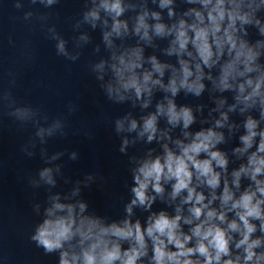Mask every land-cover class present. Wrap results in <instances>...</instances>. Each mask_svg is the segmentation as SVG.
<instances>
[{"label": "clouds", "instance_id": "clouds-1", "mask_svg": "<svg viewBox=\"0 0 264 264\" xmlns=\"http://www.w3.org/2000/svg\"><path fill=\"white\" fill-rule=\"evenodd\" d=\"M82 25L100 30L99 58L89 63L99 88L141 113L113 120L118 151L132 165L131 197L123 218L109 222L89 214L87 202L50 196L30 240L45 254L58 252V264H264V0H84L73 28ZM48 33L57 55L73 62L93 40L81 32L70 51L54 26ZM205 92L214 105L207 116L204 103L177 102L181 93L199 100ZM0 103L21 123L40 115L17 106L10 91ZM62 126L56 120L36 135ZM233 138L238 145L221 147ZM40 177L56 183L51 168ZM158 201L164 207H154Z\"/></svg>", "mask_w": 264, "mask_h": 264}]
</instances>
